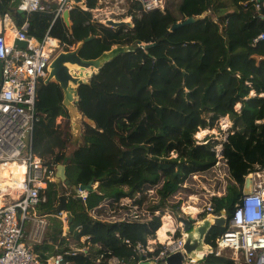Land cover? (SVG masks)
<instances>
[{"label":"trees","instance_id":"trees-1","mask_svg":"<svg viewBox=\"0 0 264 264\" xmlns=\"http://www.w3.org/2000/svg\"><path fill=\"white\" fill-rule=\"evenodd\" d=\"M262 1L165 0L163 10L146 12L138 2L125 0L120 4L123 11L111 17H130L131 25L117 27L92 12L112 9L108 0H83L84 8L75 4L69 10V25L62 17L54 18L52 11H32L25 19L15 14L19 24L27 21V33L39 40L47 32L74 46L91 36L79 50L83 58H95L114 46L123 48L89 84L78 86L77 108L93 124H82L80 141L73 148L68 146L69 121L59 85L40 84L31 146L51 169L63 164L66 179L77 189L90 181L102 188L125 184L132 189L107 197L93 190L83 201L68 198L66 211L72 220L63 233L55 216L58 187L48 182L45 201L36 208L49 215L50 224L42 240L32 244L34 253L45 259L70 251L74 244L85 250L66 254L70 264L97 259L109 264L112 257L134 264L143 258L137 246L147 248L155 233L157 239L160 236L161 217L178 219L181 205L194 194L200 195L197 204L209 205L212 213L224 210L228 221L242 196L245 176L264 167V40L252 45L264 31V20L254 16L255 2ZM9 2L0 0V15ZM207 10L208 15L199 17ZM187 17L195 20L171 29ZM58 116L63 124L56 123ZM224 116L233 124L222 142L194 137ZM216 144L221 146L219 158ZM197 180L212 191L205 200L202 194L209 192ZM122 197L130 203H120ZM226 227L227 223L213 226L206 243L214 249ZM179 236L176 231L174 237ZM151 248L148 256L163 244ZM195 264L243 263L207 253Z\"/></svg>","mask_w":264,"mask_h":264},{"label":"built area","instance_id":"built-area-1","mask_svg":"<svg viewBox=\"0 0 264 264\" xmlns=\"http://www.w3.org/2000/svg\"><path fill=\"white\" fill-rule=\"evenodd\" d=\"M143 11L163 10L165 0H134ZM75 5L73 0H21L17 6L26 14L32 11H52L54 18ZM261 3L255 2V17L264 20L260 12ZM9 4L0 15V171L10 164L23 168L21 179L16 185L5 184L6 177L0 174V264H70L65 255H75L83 248L55 252L41 259L31 249L39 243L49 227V215L39 214L37 204L45 201L43 190L48 182H55V169H51L43 158L32 151V135L38 116L35 111L37 92L47 75V66L61 46V43L46 32L42 39L27 33L28 23L24 20L15 25ZM25 19V18H24ZM12 37L7 38L8 26ZM14 39L26 42L24 47L14 44ZM264 40V31L252 39V45ZM255 173L261 177L254 179ZM252 178L251 191L242 194L228 218L227 227L216 238V247L208 253L227 256L235 263L264 264V167L248 173ZM62 184L66 186L63 182ZM85 199L87 192L78 191L76 196ZM10 198L4 201V198ZM68 200V197H66ZM206 215L212 213L206 206ZM62 222V230L68 225L67 211L59 210L55 215ZM184 232L175 238L167 237L163 248L157 254L147 255L151 247L137 246L143 257L134 264L163 260L177 251L182 252ZM207 254V253H206ZM194 259H184L182 264H192ZM97 259L95 263L99 264ZM109 264H132L113 257Z\"/></svg>","mask_w":264,"mask_h":264},{"label":"water","instance_id":"water-1","mask_svg":"<svg viewBox=\"0 0 264 264\" xmlns=\"http://www.w3.org/2000/svg\"><path fill=\"white\" fill-rule=\"evenodd\" d=\"M21 0H10L9 12L12 15L14 24L18 25L15 14L20 18H25L26 13L18 8ZM78 6L84 4L83 0H73ZM62 19L69 25V10L62 12ZM195 20L194 17H187L182 21L175 22L171 29L178 28L182 25L188 24ZM106 25L117 27L123 24L131 25L129 21L115 20L112 18H106L104 20ZM91 36H87L75 43L74 46L67 49L58 51L50 63L47 66V75L43 79V84L47 85L50 82H56L61 91L62 99L61 104L67 111L70 134L73 142L80 141L81 124L88 123L93 124L92 120L86 115L80 112L77 108L78 93L77 88L81 84H89L90 78L97 74L103 65L113 59L123 48L114 46L110 50L102 52L95 58H83L79 55V50L86 41H89ZM14 44L19 47H24L26 42L23 40L14 39ZM150 44H146L149 46ZM55 183L58 187V209L66 211L67 198L62 193L59 182H63L66 186H71L70 182L66 179L65 168L63 164H57L55 166ZM252 178L250 174H247L244 179L242 188V194H247L251 191ZM93 182L90 181L87 184L78 185V191H93ZM78 199L82 201L81 196L78 195ZM69 222L72 220L70 213L67 211ZM191 218L178 217L177 221L182 224V231L185 233L183 237L182 252L177 251L166 256L162 261L163 264H182L184 259H195L200 254V258L206 255L211 249V246L206 243V235L213 226L224 227L226 225L227 216L224 210L219 215H210L202 218L198 223H192ZM140 264H153L151 262H142Z\"/></svg>","mask_w":264,"mask_h":264},{"label":"rangeland","instance_id":"rangeland-1","mask_svg":"<svg viewBox=\"0 0 264 264\" xmlns=\"http://www.w3.org/2000/svg\"><path fill=\"white\" fill-rule=\"evenodd\" d=\"M108 1L112 2V4H113L112 5V9L110 7H105L103 9H101V10L99 9V11H97V12H94V15H96V16H98L100 18H103L102 19V22H104V20L106 18H113V17H111V16H113V14H118V13H121L123 11V9L120 7V4L123 3L125 0H108ZM113 19L117 20V18H113ZM123 20H127V21L130 22V17H125V18H123ZM61 48L62 49H65L66 47L65 46H61ZM142 49L143 48H141V50ZM37 96H38V92H37ZM239 107H240V104L237 103L235 105V108L236 109H239ZM63 121L64 120H63V118L61 116H58L56 118V123L57 124H63ZM232 124H233V122L229 118V116L221 117L217 121V123L214 125V127L212 129H207L206 130V133H204V134H202L200 136L194 135V137L199 142L205 141L207 138L213 139V140H215L217 142H222L225 139L228 131L231 129ZM81 128H82V124H81ZM69 130H70V127H69ZM68 144H69L68 146L70 148H73V145L72 144H77V142L76 141L73 142V139L71 137V139H70V141H69ZM52 146L54 148H58V146H59L58 145V142H53L52 143ZM214 148L216 149V155L218 156V158L221 157V155H220V153H221V146H220V144H216V146H214ZM66 154H67V152H66ZM144 177H146L147 179H149V178H155L153 176L150 177V175H148V174H145ZM197 183L198 184H201V182L199 180H197ZM59 185H60V188L62 189V193L65 194L66 197L71 198L70 197L71 195H73V197L76 196V194L78 192L77 187H74V186H64L62 184V182H59ZM96 185L97 184H94L95 187H93V188H95V190H97V191L98 190L101 191L104 195L114 194L117 191H121V192H124V193H128L132 189V186L124 185V184H122V185H116L115 187H108V188H101V187H97ZM201 185L203 186V184H201ZM203 187L205 188L206 192H209V193L202 194V197L205 200V197H208L209 194H212V191H210L209 189H207L205 186H203ZM199 197H200L199 194H194L192 196H189V198L181 205V209L182 210L180 212V216L182 215L184 218H191L192 219L191 220L192 223H198L202 219V213L205 212V208L206 207H204L203 205L197 204V202L199 201ZM9 200H10V198H8V197L4 198V201H9ZM120 203H122V204H129L130 203V199L127 198V197H122L120 199ZM189 205L194 206L195 208H197V211L196 212L187 211L185 209V207H187ZM171 217H172L171 219H172V222H173V230L171 231V233L168 232V231L166 233V231L161 226V236L162 237L161 238L159 237L157 239V235L155 233V238L148 240V247H151V244H154V243H160V242L162 243V242H164V240L167 237H171L172 235H174L176 233V231H179V234H180V232H182V225H181L182 223L181 222H178L177 221V218H175L173 216H171ZM205 217H207V215H205ZM48 220L50 222V219L49 218H48ZM161 220H162V217H161ZM65 232H66V230H65ZM82 240H83V238H82ZM71 246H72V249L73 250L77 249L74 244H72ZM199 259H200V256L196 257L193 260L194 262H192V264H195Z\"/></svg>","mask_w":264,"mask_h":264},{"label":"bare ground","instance_id":"bare-ground-1","mask_svg":"<svg viewBox=\"0 0 264 264\" xmlns=\"http://www.w3.org/2000/svg\"><path fill=\"white\" fill-rule=\"evenodd\" d=\"M19 4H20V2H19ZM19 4H17V5H19ZM11 37H12V31H11V26L9 25L8 31H7V38L9 39ZM206 130L207 129H200L199 131L196 132L195 135L200 136V135L206 133ZM7 167H8V172L5 168H3L0 171V174L7 178L5 181V184H7V185L18 184V181L21 179V172H22L23 168L17 164H10ZM261 175H262L261 173H255L254 179H258L259 177H261ZM185 209L187 211H190V212H196L197 211V208H195L194 206H191V205L185 207ZM161 226L165 231L172 230V221H171V218L168 214H165L162 216ZM161 226H160V236H159L160 238L162 237L161 236ZM198 256H200V254Z\"/></svg>","mask_w":264,"mask_h":264},{"label":"crops","instance_id":"crops-1","mask_svg":"<svg viewBox=\"0 0 264 264\" xmlns=\"http://www.w3.org/2000/svg\"><path fill=\"white\" fill-rule=\"evenodd\" d=\"M81 7L84 8V5H82ZM100 10H101V9H100ZM97 11H99V8L94 9L92 12L94 13V12H97ZM209 12H210V11L207 10V11L203 12L199 17H204V16L208 15ZM125 21H127V20H125ZM0 28H1V25H0ZM7 31H8V30H7ZM6 35H7V32H6ZM5 169H6L7 172H8V167H7V166L5 167ZM94 184H97L96 186H97V187H100V186H98V183H97V182H95ZM94 184H93V187H95ZM116 185H122V184H115V185H112V186H110V187H115ZM124 185H125V184H124ZM101 188H102V187H101ZM103 188H104V187H103ZM106 188H108V187H106ZM94 190H95V188H94ZM98 192L101 194L102 197H107V196H109V195H104V194H103L101 191H99V190H98ZM117 192H121V191H117ZM115 193H116V192H115ZM115 193H114V194H115ZM102 194H103L104 196H103ZM110 195H112V194H110ZM169 216H170V215H169ZM170 218H172V217L170 216ZM68 220H69V219H68ZM161 221H162V220H161ZM171 221H172V219H171ZM68 223H69V221H68ZM64 230H67V226H64ZM172 230H173V222H172ZM172 230H168V232L171 233ZM166 233H167V231H166ZM112 258H113V257H112ZM109 260H110V259H109ZM161 264H163V263H161Z\"/></svg>","mask_w":264,"mask_h":264}]
</instances>
